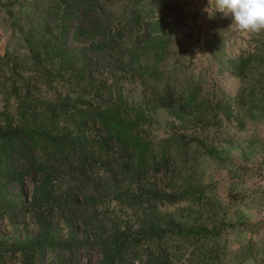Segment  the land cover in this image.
I'll use <instances>...</instances> for the list:
<instances>
[{
    "label": "rangeland",
    "instance_id": "rangeland-1",
    "mask_svg": "<svg viewBox=\"0 0 264 264\" xmlns=\"http://www.w3.org/2000/svg\"><path fill=\"white\" fill-rule=\"evenodd\" d=\"M94 2L101 27L90 24V11L74 13L58 44L62 0H0V124H39L70 136L77 131L75 107L119 99L125 116L139 115L146 138L171 140L164 163L137 179L127 170L120 190L155 191L172 200L132 205L97 195L101 220L129 231L171 228L175 234L162 241L167 246L191 228L214 232L203 242L213 243L209 254L216 257L191 254L185 242L171 264H264V30L239 31L230 17L215 13V0ZM125 22L131 27L107 49L103 31ZM236 57L244 68L233 66ZM184 188L197 191L179 192ZM31 189L28 183L26 197ZM53 225L57 238L66 239L64 224L53 217ZM36 231L30 212L14 224L0 219V264H23L19 242ZM80 247L75 262L100 260L97 248ZM66 256L64 264H73ZM33 263L62 264L48 250Z\"/></svg>",
    "mask_w": 264,
    "mask_h": 264
},
{
    "label": "trees",
    "instance_id": "trees-1",
    "mask_svg": "<svg viewBox=\"0 0 264 264\" xmlns=\"http://www.w3.org/2000/svg\"><path fill=\"white\" fill-rule=\"evenodd\" d=\"M62 4L58 13V44L66 30L65 20L74 13L86 15L90 11V24L95 27L103 24L94 0H62ZM129 26L125 22L115 32L111 26L106 28L103 33L109 35V42L104 46L107 49L112 46L114 38H121ZM148 41L143 38L142 43ZM163 42L159 40L156 44L160 50ZM129 55L137 54L133 51ZM243 64V58L236 57L233 66L238 70L245 67ZM122 67L127 66L122 64ZM194 90L195 87L189 88L185 94L188 101L195 97ZM120 107L119 99L117 104L106 107H75L71 120L77 131L70 136L39 124L16 127L10 126L8 119L0 124V219L4 218L8 225L14 224L30 212L37 225L33 236L19 242L23 264H34L33 260L39 259L45 250L51 251L62 264L66 254L73 256V264H81L75 262L73 255L79 246L98 249L101 258L95 264H171L172 254H180L181 244L185 242L190 245L191 254L205 260L216 257L209 254L213 243L209 248L203 242L212 240L214 232L203 233L202 229L191 228L177 235L179 241L167 246L162 241L175 234L171 228L150 224L129 231L104 223L98 216L97 195L132 205L142 202L161 205L172 200V196L155 191H144L141 196V193H129L128 189L120 190L119 180L127 170L137 179L143 170L158 167L164 163L171 143L169 138L159 142L146 138L138 126L139 115L125 116ZM96 124L97 132L86 130ZM176 143L179 145V140ZM28 183L32 189L26 197L23 191ZM187 191L197 190L184 188L179 192ZM53 217L66 227V239L55 235ZM80 227L82 230L77 232Z\"/></svg>",
    "mask_w": 264,
    "mask_h": 264
},
{
    "label": "clouds",
    "instance_id": "clouds-1",
    "mask_svg": "<svg viewBox=\"0 0 264 264\" xmlns=\"http://www.w3.org/2000/svg\"><path fill=\"white\" fill-rule=\"evenodd\" d=\"M214 10L230 17L239 31L264 30V0H215Z\"/></svg>",
    "mask_w": 264,
    "mask_h": 264
}]
</instances>
